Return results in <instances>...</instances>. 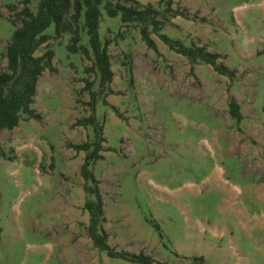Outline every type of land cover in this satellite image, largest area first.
I'll return each instance as SVG.
<instances>
[{
  "label": "rangeland",
  "instance_id": "1",
  "mask_svg": "<svg viewBox=\"0 0 264 264\" xmlns=\"http://www.w3.org/2000/svg\"><path fill=\"white\" fill-rule=\"evenodd\" d=\"M20 2L0 0V71ZM135 2L185 13L161 33L218 54L234 78L192 66L155 34L157 51L149 49L138 26L104 10L99 34L114 73L106 89L92 57L69 53L71 35L44 44L35 56L52 50L55 71L37 85L41 120L0 133V264H133L96 249L87 232L86 154L67 144L93 141L91 127L76 126L91 115L92 94L106 138L92 168L115 251L152 264H264V0Z\"/></svg>",
  "mask_w": 264,
  "mask_h": 264
},
{
  "label": "trees",
  "instance_id": "2",
  "mask_svg": "<svg viewBox=\"0 0 264 264\" xmlns=\"http://www.w3.org/2000/svg\"><path fill=\"white\" fill-rule=\"evenodd\" d=\"M33 1L21 0L20 2L23 6L21 12L17 14L20 26L15 27L6 47V69L0 71V133L14 130L23 118L41 120L32 106L35 103L39 79L44 72L55 71L54 52L49 50L38 57L35 54L51 39L71 35L67 46L69 53L93 58L92 71L98 74L102 89H106L112 83L114 73L108 53L109 41H102L99 34L102 10L110 18L120 16L124 26H138L142 41L151 50L157 51L156 43L151 38V35L155 34L169 50L186 58L192 66L203 63L210 65L217 74L231 80L235 76L234 71L217 63L220 59L218 54L209 53L204 47L194 44L187 46L183 41L171 39L161 33L163 21H168V18L187 19L188 16L183 12L168 10L170 15L166 16L152 5L142 9L136 7L135 0H125L126 3H133L131 6L114 4L109 0H38L36 12H33L30 8ZM159 17H162V20H159ZM14 24H16L15 21ZM52 25L55 27V34H46L45 32ZM83 34H86L88 46L82 43ZM92 96V101L88 103L91 115L78 120L76 126L91 127L93 141L78 145L67 144L69 149L86 154L80 175L85 182L84 192L87 195L84 210L89 217L88 236L94 247L105 252L110 258L123 259L133 264H152L153 260L143 253L136 255L117 252L109 244L108 234L103 227L107 222L103 198L92 168L96 162L103 159L102 153L105 152L103 146L106 143L105 121L99 123L95 113L97 102L95 95L92 94ZM228 111L233 120L238 122L242 120L240 106L234 99L230 100Z\"/></svg>",
  "mask_w": 264,
  "mask_h": 264
},
{
  "label": "flooded vegetation",
  "instance_id": "3",
  "mask_svg": "<svg viewBox=\"0 0 264 264\" xmlns=\"http://www.w3.org/2000/svg\"><path fill=\"white\" fill-rule=\"evenodd\" d=\"M91 240V239H90Z\"/></svg>",
  "mask_w": 264,
  "mask_h": 264
}]
</instances>
